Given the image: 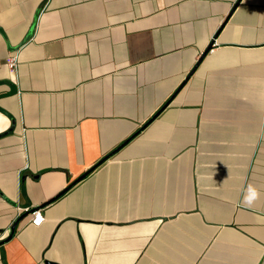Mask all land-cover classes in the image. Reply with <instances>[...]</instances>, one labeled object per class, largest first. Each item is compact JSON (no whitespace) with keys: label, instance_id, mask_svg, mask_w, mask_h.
Wrapping results in <instances>:
<instances>
[{"label":"crops","instance_id":"1","mask_svg":"<svg viewBox=\"0 0 264 264\" xmlns=\"http://www.w3.org/2000/svg\"><path fill=\"white\" fill-rule=\"evenodd\" d=\"M0 264H264V0H0Z\"/></svg>","mask_w":264,"mask_h":264},{"label":"built area","instance_id":"2","mask_svg":"<svg viewBox=\"0 0 264 264\" xmlns=\"http://www.w3.org/2000/svg\"><path fill=\"white\" fill-rule=\"evenodd\" d=\"M6 63H7V67L10 70L14 71L16 69V67H17L16 55L15 54H10L7 57V59H6ZM31 214H32L31 223L33 225L38 226L43 220L41 210L40 209H33L31 211ZM37 220H39V223H37Z\"/></svg>","mask_w":264,"mask_h":264},{"label":"clouds","instance_id":"3","mask_svg":"<svg viewBox=\"0 0 264 264\" xmlns=\"http://www.w3.org/2000/svg\"><path fill=\"white\" fill-rule=\"evenodd\" d=\"M259 196L260 193L258 190L253 185L249 184L244 195L243 203L250 207L259 198Z\"/></svg>","mask_w":264,"mask_h":264},{"label":"water","instance_id":"4","mask_svg":"<svg viewBox=\"0 0 264 264\" xmlns=\"http://www.w3.org/2000/svg\"><path fill=\"white\" fill-rule=\"evenodd\" d=\"M88 172H89V171L85 172V173H84L83 175H81L77 180L83 178ZM14 228H15V224H13L12 229H11V232H13Z\"/></svg>","mask_w":264,"mask_h":264},{"label":"snow or ice","instance_id":"5","mask_svg":"<svg viewBox=\"0 0 264 264\" xmlns=\"http://www.w3.org/2000/svg\"><path fill=\"white\" fill-rule=\"evenodd\" d=\"M37 223H39V220H37Z\"/></svg>","mask_w":264,"mask_h":264}]
</instances>
